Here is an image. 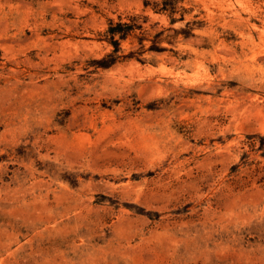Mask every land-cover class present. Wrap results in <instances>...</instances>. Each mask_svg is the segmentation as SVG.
I'll list each match as a JSON object with an SVG mask.
<instances>
[{
	"label": "rangeland",
	"instance_id": "1",
	"mask_svg": "<svg viewBox=\"0 0 264 264\" xmlns=\"http://www.w3.org/2000/svg\"><path fill=\"white\" fill-rule=\"evenodd\" d=\"M0 264H264V0H0Z\"/></svg>",
	"mask_w": 264,
	"mask_h": 264
},
{
	"label": "trees",
	"instance_id": "2",
	"mask_svg": "<svg viewBox=\"0 0 264 264\" xmlns=\"http://www.w3.org/2000/svg\"><path fill=\"white\" fill-rule=\"evenodd\" d=\"M120 26V25H119ZM108 33H110L112 35V37L114 38L116 35H120L121 37H123V34H121V32H119L118 30L114 29V28H110V30L108 31Z\"/></svg>",
	"mask_w": 264,
	"mask_h": 264
}]
</instances>
